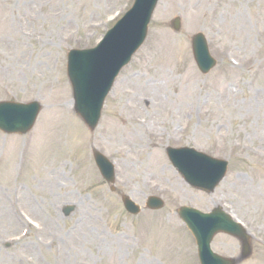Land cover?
Returning a JSON list of instances; mask_svg holds the SVG:
<instances>
[{
  "label": "rangeland",
  "instance_id": "1",
  "mask_svg": "<svg viewBox=\"0 0 264 264\" xmlns=\"http://www.w3.org/2000/svg\"><path fill=\"white\" fill-rule=\"evenodd\" d=\"M133 1L0 0V100L43 105L28 134L0 131V264H199L181 205H222L252 235L253 255L242 264H264V209L248 196L264 193V0H160L91 132L73 109L67 53L96 45ZM196 32L218 60L207 75L193 58ZM137 77L144 84L132 87L149 107L125 93ZM146 127L158 135L155 146ZM167 146L228 160L226 178L212 194L190 187ZM94 149L114 162L116 191ZM121 194L143 207L139 215L126 212ZM149 195L165 207L145 208ZM65 205L75 207L69 216ZM238 245L221 234L213 242L223 255Z\"/></svg>",
  "mask_w": 264,
  "mask_h": 264
},
{
  "label": "water",
  "instance_id": "2",
  "mask_svg": "<svg viewBox=\"0 0 264 264\" xmlns=\"http://www.w3.org/2000/svg\"><path fill=\"white\" fill-rule=\"evenodd\" d=\"M156 3L157 0H136L134 7L110 30L97 48L92 51L70 52L69 72L74 87L76 110L91 129L98 123L103 101L114 78L144 41ZM193 46L200 67L207 71L214 62L207 53L206 40L202 34L194 37ZM39 110L37 102L29 105L0 103V128L6 132L25 133L32 127ZM168 154L190 184L208 191L214 189L226 172L227 162L213 159L193 149L169 148ZM95 156L105 177L112 180V166L99 153L96 152ZM124 202L130 211L138 212L128 198L125 197ZM150 203L153 208L163 204L153 198ZM71 210L68 208L66 213ZM180 213L197 237L202 264L235 263L210 250V241L220 230L242 238L246 242L244 257L249 256L247 234L223 211L217 209L214 214L206 216L186 208Z\"/></svg>",
  "mask_w": 264,
  "mask_h": 264
},
{
  "label": "bare ground",
  "instance_id": "3",
  "mask_svg": "<svg viewBox=\"0 0 264 264\" xmlns=\"http://www.w3.org/2000/svg\"><path fill=\"white\" fill-rule=\"evenodd\" d=\"M135 79H137V80H135L134 82H132L131 86L128 87V88L125 90L126 95L129 96V98H130L129 102L132 103V104H138V105H140V104H141V100H142V101L146 102V103H145L146 106L149 107V104L147 105V101H146V99H141V98H139L138 95L135 93L136 89H134V88L132 87V85H136V88H137V87H141L142 84H144V83L142 82V80H141L139 77H137V78H135ZM137 100H139V101H137ZM135 119H136V122H137L139 128L142 127V126H144V124L142 123V121H140V120L137 119V118H135ZM111 128L113 129L114 127H111ZM146 128H147V127H146ZM147 135H148V137H149V140L151 141V142H150L151 145L153 144V145L155 146L156 143L159 142V141L155 138V137H157L158 135H157L156 133H154V132H153L151 129H149V128H147ZM153 162H154V165H155V166H159V165L161 164V161H160L159 159H156V160L153 161ZM49 181H51V180L49 179ZM259 186L264 190V184H263V182H259ZM17 192H18V194H19L20 196L23 195L22 191H20L19 189L17 190ZM248 196H249V198H250L253 202H257V204H260L261 207H262V209H264V193L261 194V195H258L254 189H250V192L248 193ZM18 200H19V198H18V199H13V200L11 201V203H12L14 206H17V202H18ZM16 208H17V207H16ZM41 229H42V228H40V227L37 228L38 231H40Z\"/></svg>",
  "mask_w": 264,
  "mask_h": 264
}]
</instances>
